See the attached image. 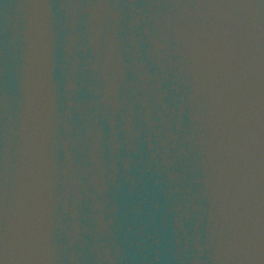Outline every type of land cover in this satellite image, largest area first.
Segmentation results:
<instances>
[{"label": "water", "instance_id": "1", "mask_svg": "<svg viewBox=\"0 0 264 264\" xmlns=\"http://www.w3.org/2000/svg\"><path fill=\"white\" fill-rule=\"evenodd\" d=\"M0 95L85 264H264V0H0Z\"/></svg>", "mask_w": 264, "mask_h": 264}]
</instances>
